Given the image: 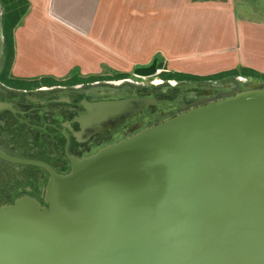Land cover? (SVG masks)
Listing matches in <instances>:
<instances>
[{
	"label": "water",
	"instance_id": "water-1",
	"mask_svg": "<svg viewBox=\"0 0 264 264\" xmlns=\"http://www.w3.org/2000/svg\"><path fill=\"white\" fill-rule=\"evenodd\" d=\"M46 204L0 210V264H264V83L73 160Z\"/></svg>",
	"mask_w": 264,
	"mask_h": 264
},
{
	"label": "flooded vegetation",
	"instance_id": "flooded-vegetation-1",
	"mask_svg": "<svg viewBox=\"0 0 264 264\" xmlns=\"http://www.w3.org/2000/svg\"><path fill=\"white\" fill-rule=\"evenodd\" d=\"M5 5L0 0V210L23 199L48 207L53 176L69 175L73 160L259 82L237 77L166 79L163 72V81L153 82L134 71L117 81L40 87L15 80L8 69L10 15ZM239 82H246L241 90Z\"/></svg>",
	"mask_w": 264,
	"mask_h": 264
},
{
	"label": "crops",
	"instance_id": "crops-1",
	"mask_svg": "<svg viewBox=\"0 0 264 264\" xmlns=\"http://www.w3.org/2000/svg\"><path fill=\"white\" fill-rule=\"evenodd\" d=\"M27 1L30 7L14 30L13 79L64 81L78 72L81 76L100 73L101 55L86 39L107 40L106 23L111 16L121 18V10L125 13L124 0ZM127 1L133 40L138 47L152 50V57L161 55L167 71L205 77L238 70L243 73L237 78L243 81L253 79L246 76L249 71L264 76V21L237 12V7L247 6L245 0ZM59 19H67L70 26L82 31L73 36L84 40L83 49L73 52L70 60H63L64 55L55 50L60 43L58 35L69 30L64 25L58 33ZM253 80L264 83L263 79Z\"/></svg>",
	"mask_w": 264,
	"mask_h": 264
},
{
	"label": "rangeland",
	"instance_id": "rangeland-1",
	"mask_svg": "<svg viewBox=\"0 0 264 264\" xmlns=\"http://www.w3.org/2000/svg\"><path fill=\"white\" fill-rule=\"evenodd\" d=\"M124 1H125V7H124L125 13L123 12L124 10H121V16H120L121 18H114L111 16L108 19L109 21H107L106 23V30H104V34L106 35V37L104 39L107 38V40L103 43V41H100V38L98 37H91L92 40L86 39V42L96 45L99 51L97 52L98 54L101 55L100 67L99 66L97 67L98 70L101 69L100 73L95 71L96 74L91 73L92 75H90L87 73L85 75L88 76H83V75L81 76L80 73L78 72L76 74H73L70 79L64 81L63 80L57 81L51 78L50 80L52 81V84H54L55 82L57 84L66 83L68 81H72L74 78H80L81 80H83L92 77H103L104 79H106L105 77H107L108 81L110 80L117 81L118 79H115L116 75H126L127 78L131 77L133 76V71L135 72L136 69L145 68L146 66H147L146 68H151L154 65V62H156L157 73L154 76H151L150 79H146L145 81L148 80L149 81L153 80V82L163 81L161 76H162V72L163 74H166L164 72L165 70L167 71L166 68L167 64L163 60V57L161 55H154L152 57L153 54L152 50H148L146 47L143 48L142 46L138 47L137 42L133 40V37L131 36L132 21L129 14L127 13L128 8L126 6V4H130V2L127 0ZM3 2H5V0H3ZM244 2H245L244 4H247V6L244 7L243 9H241V7H237L238 13L245 14L249 17L257 18L258 20L264 21V0H245ZM115 19L117 20L119 19V20L115 22L116 21ZM59 22H60L58 24L59 27L56 26L58 28V33L60 32V29H62L61 26L64 27V25L67 26L69 30H66V32L62 31V33L58 35V39L60 41V43L58 42V44L62 43V45L60 46L56 44L55 47L57 48L55 50L58 51L57 54L60 52V54L62 53V55H64L63 60L65 59L70 60L72 59L73 52H75V54H78V51L83 49L82 46L84 40L73 36V33H82V31H79L77 26H70L69 25L70 22L67 19L65 20L59 19ZM92 33H94V30ZM91 36L93 35L91 34ZM94 51L95 49H92L91 51L92 55H95ZM136 52L139 54H137ZM67 54H68V58H66ZM53 62H56L55 57H53ZM54 65L56 64H53V66ZM79 68L80 70H82L83 65L82 67ZM53 71H56V68ZM86 72H89L88 69L86 70ZM189 76H193V75H189ZM194 77H198V76H194ZM214 77H217V75H209L202 78L212 79ZM45 80H49V79H45ZM245 83L246 82H239V84L236 83L239 86L238 89L241 90L242 88H244ZM234 92L238 93L241 91L236 90Z\"/></svg>",
	"mask_w": 264,
	"mask_h": 264
},
{
	"label": "trees",
	"instance_id": "trees-1",
	"mask_svg": "<svg viewBox=\"0 0 264 264\" xmlns=\"http://www.w3.org/2000/svg\"><path fill=\"white\" fill-rule=\"evenodd\" d=\"M5 3L7 4V8L9 11V15H10V22H9V27H8V50H9V63H8V69H10L13 65L14 59H15V45H14V30L16 28V26L19 24V22L22 20V18L25 16V14L27 13L29 7H30V3L26 0H5ZM243 73L241 71L238 70H234L231 72H227V73H223L220 74L219 76L217 75V77H214L212 79H223V78H227V77H237L240 76ZM164 76L166 77V79H187V78H193V79H203L202 77H193V76H189V75H185V74H179V73H171L169 74H164ZM246 76H248L249 78H253V79H263L264 80V76H261L253 71H249L246 73ZM107 79V77H105ZM127 78L126 75H116L115 79H124ZM105 80L103 77H92V78H88V79H83L81 80L80 78H74L72 81H68L66 83H80V82H91V81H97V80ZM206 79H211V78H205ZM51 83H50V82ZM35 84H39V86L43 83H49L52 84L51 80H42V81H37L34 82ZM66 83H61V84H66ZM57 84L56 82L54 83V85Z\"/></svg>",
	"mask_w": 264,
	"mask_h": 264
}]
</instances>
